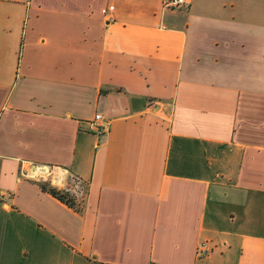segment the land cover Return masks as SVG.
I'll list each match as a JSON object with an SVG mask.
<instances>
[{
  "label": "crops",
  "instance_id": "obj_1",
  "mask_svg": "<svg viewBox=\"0 0 264 264\" xmlns=\"http://www.w3.org/2000/svg\"><path fill=\"white\" fill-rule=\"evenodd\" d=\"M164 1L0 0V264H264V0Z\"/></svg>",
  "mask_w": 264,
  "mask_h": 264
},
{
  "label": "built area",
  "instance_id": "obj_2",
  "mask_svg": "<svg viewBox=\"0 0 264 264\" xmlns=\"http://www.w3.org/2000/svg\"><path fill=\"white\" fill-rule=\"evenodd\" d=\"M188 4H189V2L187 0H165L164 1V8L180 10V9L186 8L188 6ZM87 130L89 132L93 133L94 135L100 136V137L106 133V127L102 123V116L100 114H95L93 120H91L87 124ZM75 193L78 195V197H80V198L82 197V195H83L82 185H79L76 187ZM72 195L75 196L74 194H72ZM75 198L78 200V198L76 196H75ZM198 255L200 257L206 255V244H201L199 246Z\"/></svg>",
  "mask_w": 264,
  "mask_h": 264
},
{
  "label": "trees",
  "instance_id": "obj_3",
  "mask_svg": "<svg viewBox=\"0 0 264 264\" xmlns=\"http://www.w3.org/2000/svg\"><path fill=\"white\" fill-rule=\"evenodd\" d=\"M39 187L42 191L51 195L53 198L57 199L61 203L65 204L66 206L72 209H75V210L79 209L77 205V199L75 198V196L70 194L68 191L51 186L47 183H41L39 184Z\"/></svg>",
  "mask_w": 264,
  "mask_h": 264
},
{
  "label": "bare ground",
  "instance_id": "obj_4",
  "mask_svg": "<svg viewBox=\"0 0 264 264\" xmlns=\"http://www.w3.org/2000/svg\"><path fill=\"white\" fill-rule=\"evenodd\" d=\"M45 169H46V168H45ZM34 173H35L36 176H38V175H41V174H45V173H47V172H44L41 168L37 167L36 169H34ZM57 175H58V174H57ZM50 176H51V175H50ZM54 180H55V183H56V184L59 183V182H60V178H59V176L55 177Z\"/></svg>",
  "mask_w": 264,
  "mask_h": 264
},
{
  "label": "rangeland",
  "instance_id": "obj_5",
  "mask_svg": "<svg viewBox=\"0 0 264 264\" xmlns=\"http://www.w3.org/2000/svg\"><path fill=\"white\" fill-rule=\"evenodd\" d=\"M44 172H45V170H43ZM48 178V177H47ZM45 183H47V184H49L50 185V183H48V182H45ZM52 186V185H51Z\"/></svg>",
  "mask_w": 264,
  "mask_h": 264
}]
</instances>
